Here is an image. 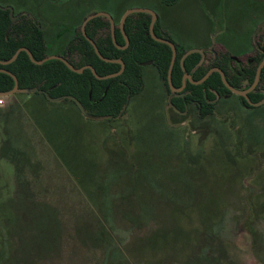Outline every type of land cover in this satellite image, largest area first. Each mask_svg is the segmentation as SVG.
Wrapping results in <instances>:
<instances>
[{"label": "rangeland", "instance_id": "1", "mask_svg": "<svg viewBox=\"0 0 264 264\" xmlns=\"http://www.w3.org/2000/svg\"><path fill=\"white\" fill-rule=\"evenodd\" d=\"M6 3L68 25L65 42L85 10L150 9L185 48L210 40L239 53L264 30L254 41L264 0ZM142 72V90L111 121L38 94L0 97V264H264V105L247 109L231 97L206 119L193 108L190 122H173L157 70ZM5 140L28 157H15L18 175ZM28 159L29 187L20 179ZM253 191L251 233L239 227Z\"/></svg>", "mask_w": 264, "mask_h": 264}, {"label": "trees", "instance_id": "2", "mask_svg": "<svg viewBox=\"0 0 264 264\" xmlns=\"http://www.w3.org/2000/svg\"><path fill=\"white\" fill-rule=\"evenodd\" d=\"M177 1L178 0H161L162 3L167 5L174 4ZM138 14L139 18H134L133 14H131L125 20L124 30L129 39V44L125 49H118L115 46L110 33L105 37L102 34L98 35L99 37L95 35L96 28H103L105 25H108V22L103 21L101 18L97 17L93 19L86 28L87 35L95 41L103 56L108 58H121L123 60L125 68L118 76L100 80L92 74L90 69H85L83 72L77 73L69 69L58 59H50L42 64H35L30 60L25 51H21L13 62L6 65L0 64V67H4L16 75L20 88L38 87L44 90L50 97L73 95L82 103L89 115L94 117H115L121 113L129 99L142 90L143 67L140 65L141 62L147 60L153 61L159 76L164 80L169 91L167 86V72L171 59V48L165 43L154 40L148 33L150 16L145 13ZM10 22L11 18L9 16V11L0 7V60L9 59L19 47H27L36 60H40L49 54L43 32L35 23L30 19L22 17L19 21L13 22L8 29ZM154 31L159 35L156 28H154ZM115 39L116 43L119 45L125 43L118 29L115 31ZM68 50L72 52L76 51L79 54V60L77 62L71 60L67 52L61 54L67 57L68 61L75 67L90 64L99 75L113 73L120 69L119 63L106 62L100 59L93 46L82 34H79L78 38L71 42ZM182 54L183 50H177L176 59L171 72L172 84L175 87L180 86L184 73L180 65V57ZM262 55L263 53H258L255 57L256 64L260 61ZM199 58V53L189 54L183 62L185 71L191 73V70L199 61ZM222 60L223 62H218L217 65L222 68L226 79L233 86L241 87L243 79L246 78L249 82L253 80L255 74L254 66L233 69V67L230 66L227 55H224ZM206 71V67L200 66L193 72L192 76L194 79H199ZM13 85V78L5 72H0V92L10 90ZM258 88L264 89V68L260 75ZM186 89H189L191 92V94L188 93L186 98H192L196 102L201 116H207L212 113L214 104L208 100L214 99L216 93L219 94L220 97L230 93L222 83L219 73L216 71L212 72L201 84L194 85L188 82ZM260 92L261 91L257 89L249 93L250 99L252 101L260 100L263 96ZM37 94L38 93H31V96L33 97ZM235 98L245 106L250 107L242 96H235ZM43 99L46 98L44 97ZM65 101L73 104L79 112L78 107L72 100L65 99ZM172 102L180 108L178 103H182L183 99L173 97ZM6 108L3 109L0 107V116L7 115ZM7 141L8 140L4 141L5 147H8ZM7 151L8 153L5 152L3 156L5 160L9 162L8 168L16 175L20 174V165L15 159L21 157L19 159L26 160L28 157L25 156V153L16 149L14 150L8 147ZM28 163L29 165H24L26 170L24 169L22 171L20 179L26 182L29 187V181L27 182V178L25 177V173L30 170L28 166L31 167L32 164L29 159ZM252 196L253 194L251 193L246 195L247 218L243 225L247 228L248 232L251 233L253 228H249V225L253 223V218L255 216V209L251 201ZM257 199L264 202L263 197H257ZM262 214L264 215L263 212ZM108 235L109 234H107V236ZM113 238L115 237L113 236Z\"/></svg>", "mask_w": 264, "mask_h": 264}, {"label": "flooded vegetation", "instance_id": "3", "mask_svg": "<svg viewBox=\"0 0 264 264\" xmlns=\"http://www.w3.org/2000/svg\"><path fill=\"white\" fill-rule=\"evenodd\" d=\"M179 1V0H178ZM177 1V2H178ZM165 5H167V4H165ZM8 6H11L12 7V15L15 17V20H14V23L15 22H17V21H19L22 17H25V18H27V19H30L33 23H35L39 28H41V31L43 32V36H44V39H45V42H46V45H47V50L49 51V54L48 55H50V54H56V55H61L62 53H68V55L69 54H72V53H74V52H76V51H70V50H68V48L70 47V45H71V42H73V40H75L76 38H78V36H79V34H82L83 36H84V34H83V32H82V23H83V21L85 20V18H87L88 16H90V15H93V14H95V12H87L86 10L85 11H82L81 13H79V17H78V21H76L75 22V25H74V30L75 29H77L78 30V32H77V35L76 34H74L73 32H74V30L71 32V35H72V37H69L68 39H67V41L65 42L64 40H66L65 38H66V35H68L69 33H68V29H66V27L68 26V25H66V26H64L62 23H57V25L56 26H54V25H52L51 24V21L50 20H48L46 17H44V16H42V15H39V14H37L35 11H29V10H27V9H25V8H16V7H14L12 4H10V3H6V4H0V7L2 8V7H8ZM76 6H78V5H76ZM3 9V8H2ZM4 10H8L9 11V8H6V9H4ZM125 11V10H124ZM124 11H122V13L124 12ZM122 13L120 14H118V15H112L111 14V16H112V18H113V20H114V26H115V31H116V29H118L120 32H121V34H122V36H123V33H122V31L120 30V28H119V21H120V17H121V15H122ZM138 13H144V12H138ZM138 13H132L133 14V16H134V18H139V14ZM145 14H148L149 16H150V21H151V15L149 14V13H145ZM131 15V14H130ZM9 16H10V14H9ZM129 16V15H128ZM127 16V17H128ZM101 18L103 21H106V22H108V25H105L103 28H96V36L97 37H99L98 35H101L102 33V31H107L106 32V34H102L104 37L105 36H107V34L108 33H110L111 34V25H110V21H109V19L106 17V16H104V15H100V16H94V17H92V18H90L87 22H86V24H85V28H84V31H85V33H86V35H87V32H86V28H87V26H88V24L93 20V19H95V18ZM11 18V17H10ZM79 21H80V23H79ZM150 21H149V24H150ZM77 23V24H76ZM79 23V24H78ZM125 23V22H124ZM59 24H62L61 26L59 25ZM92 25V24H91ZM262 27H264V19H260V20H258L257 21V23L255 24V28H254V30H253V32H254V41H255V38H256V35H257V33H259L260 32V30L262 29ZM91 28H92V26H91ZM154 28H156V30H157V33L159 34V35H157L156 33H155V31H154V33L157 35V36H159V37H163V38H166V39H169V40H171L175 45H176V49L177 50H183V53L186 51V50H189V49H192V48H197V49H201V50H203V55H201L199 52H193V53H199L200 54V58H199V61L201 60V63H199V61L196 63V65L193 67V69L191 70V73H189V72H187L188 74H190L191 75V79H192V81L191 80H189V79H186V82H185V85H184V87L182 88V89H180V90H175V91H172L171 90V88H170V85H169V83H168V80H167V86H168V88H169V91H168V89H167V87H166V85H165V82H164V80L159 76V73H158V77H159V81H160V83H161V86H162V91H163V93H164V96H165V107H166V109L168 110L167 112L168 113H170L171 114V117L173 118V122H178V121H189L190 122V120H189V113L192 111V109L193 108H196V113H197V116L202 120V119H206L207 117H209V116H211V115H213L214 113H215V108H216V105L219 103V102H221V101H223L224 99H227V98H231V97H234L235 98V96H242V95H238V94H235V93H233L232 91H230L226 86V88L230 91V93L229 94H225L224 96H222V97H220V95L219 94H217L216 93V96H215V98L214 99H211V100H208L209 102H212L213 104H214V107H213V111H212V113L211 114H209V115H207V116H201V114H200V112H199V109H198V106H197V104H196V102L192 99V98H186V96L188 95V93H190L191 94V92H190V90L188 89H186V86H187V83L189 82V83H191V84H194V85H198V84H201V83H194L193 81H197V80H200L204 75H205V73L209 70V69H211V68H214V67H219L221 70H222V68L219 66V65H217V63L218 62H223V56L224 55H227L228 56V59H229V63H230V66L231 67H233V69H237V68H244V67H249V66H254V69H255V74H256V70H257V67H258V65H259V63L261 62V60H262V58H263V56H264V30L262 31V35L260 36V40H259V42H254V43H252V41L250 42V44H249V47H248V49L246 50V49H243L242 50V48L240 49L241 51L239 52V53H233L232 51H230V47L229 46H227V45H225L224 43H222V42H220V41H217V42H211L210 40L208 41V42H206V43H203L202 45H200V46H198V47H187V48H185V47H182L181 45H179V44H177L176 42H174L171 38H170V36H169V32H168V30L166 29V28H164V30H160V25H159V20H158V18H157V15H156V20H155V23H154V26H153V30H154ZM51 30V32H49ZM92 30V29H91ZM123 30H124V25H123ZM158 30H160V31H162V34H160L159 33V31ZM252 32V33H253ZM51 33V35H50V37H48V35ZM124 33L126 34V32H125V30H124ZM148 33H149V25H148ZM46 34H47V37H46ZM127 35V34H126ZM88 36V35H87ZM85 37V36H84ZM128 37V36H127ZM91 38V37H90ZM123 38H124V36H123ZM111 39H112V37H111ZM240 40V39H239ZM113 41V40H112ZM90 43V42H89ZM91 44V43H90ZM117 44V43H116ZM116 44H115V46H116ZM119 45V44H118ZM125 45V43L123 44V45H120V46H124ZM128 46V45H127ZM126 46V47H127ZM117 47V46H116ZM125 47V48H126ZM215 47H220V48H222L223 50L221 51V53H219V52H217L216 51V49H215ZM118 48V47H117ZM125 48H118V49H125ZM77 53V52H76ZM258 53H263V55H262V58L260 59V61L256 64L255 63V57L258 55ZM252 54V55H251ZM183 55V54H182ZM181 55V56H182ZM47 56V55H46ZM61 56H63V55H61ZM64 57V56H63ZM187 57V56H186ZM244 57V59L245 60H243L242 61V58ZM66 59H67V57H65ZM181 58V57H180ZM68 60V59H67ZM147 61H150V63H145V64H140L142 67H144V66H147V65H153L154 66V64H153V61L152 60H147ZM147 61H144V62H147ZM142 63V62H141ZM84 65H86V64H84ZM84 65H82V66H84ZM200 66H202V67H206L207 68V71L204 73V75L202 76V77H200L199 79H194L193 78V76H192V74H193V72L198 68V67H200ZM81 67V66H80ZM155 67V66H154ZM0 68H4V67H0ZM79 68V67H78ZM264 68V65H263V67H262V69ZM6 69V68H5ZM85 69H88V68H85ZM84 69V70H85ZM155 69H156V67H155ZM262 69H261V72H262ZM83 70V71H84ZM143 70V69H142ZM157 70V69H156ZM183 70V69H182ZM82 71V72H83ZM223 71V70H222ZM1 72V71H0ZM157 72H158V70H157ZM213 72H215V71H213ZM216 72H218V71H216ZM224 72V71H223ZM261 72H260V75H261ZM212 73V72H211ZM210 73V74H211ZM219 73V72H218ZM184 74V73H183ZM225 74V73H224ZM255 74H254V78H255ZM143 75V74H142ZM219 75H220V73H219ZM182 77H183V75H182ZM208 78V77H207ZM206 78V79H207ZM220 78H221V76H220ZM225 78H226V76H225ZM254 78H253V80H254ZM205 79V80H206ZM204 80V81H205ZM227 80V79H226ZM253 80L251 81V82H249V80L246 78V79H243V81H242V85H241V87H235V86H233L232 84H230L229 82H228V80H227V82L230 84V85H232L233 87H235V88H237V89H241V90H244V89H247V88H249L250 86H251V84H252V82H253ZM259 80H260V76H259ZM259 80H258V82H257V84H256V86L252 89V90H250L247 94H248V97H249V93H251V92H254V91H256L257 89H259V91H261L260 93H262L263 94V96H262V98L264 97V93L262 92V91H264V89H260V88H258L259 87ZM172 81V80H171ZM203 81V82H204ZM221 81H222V79H221ZM202 82V83H203ZM222 83H223V81H222ZM224 84V83H223ZM173 85V84H172ZM181 85H182V79H181V84H180V86H178V87H175L174 85V87L175 88H180L181 87ZM225 85V84H224ZM18 87H19V85H18ZM17 93H23V92H15V93H13V94H11V95H8V96H6V97H10V99H11V101H12V99H13V97L14 96H16V94ZM34 93H38V95L39 96H42V98L43 97H45L46 99H47V94H46V92L44 91V90H42V89H40V88H38V90H36ZM29 96L31 95V93H27ZM173 97H178V98H182L183 99V102L181 103V102H179L178 104H179V106H180V108L177 106V105H175L173 102H172V99H173ZM245 100H246V98L244 97V96H242ZM261 98V99H262ZM236 99V98H235ZM249 99H250V97H249ZM260 99V100H261ZM48 100V99H47ZM65 100V99H64ZM71 100V99H70ZM130 100V99H129ZM251 100V99H250ZM260 100H258V101H260ZM238 101V100H237ZM252 101V100H251ZM258 101H252V102H258ZM74 102V101H73ZM129 102V101H128ZM128 102H127V104H128ZM246 102L248 103V105L250 106V107H248V106H245L242 102H240V101H238V103L242 106V107H244V108H247V109H250V108H253V107H259V106H261V105H264V103L263 104H261V105H258V106H252L251 104H249V102L246 100ZM126 104V105H127ZM75 105H76V103H75ZM77 106V105H76ZM181 106H182V108H181ZM126 107V106H125ZM79 109V108H78ZM124 110H125V108L124 109H122V111H121V113H119L117 116H115V117H107V116H104V117H102L103 119H107L108 121H111V120H114V119H116V118H119V117H121L122 116V114H123V112H124ZM79 113L81 114V112H80V110H79ZM82 115V114H81ZM89 119H92V118H89ZM191 124V123H190ZM255 193V191H253V192H251V194H254ZM254 209H255V207H254ZM263 212V211H262ZM247 218V217H246ZM254 220H255V216H254V218H253V223H251V226H255L256 224H255V222H254ZM244 225V222L243 223H240V229L242 228H245V229H247L246 227H244L243 226ZM254 228V227H253Z\"/></svg>", "mask_w": 264, "mask_h": 264}, {"label": "water", "instance_id": "4", "mask_svg": "<svg viewBox=\"0 0 264 264\" xmlns=\"http://www.w3.org/2000/svg\"><path fill=\"white\" fill-rule=\"evenodd\" d=\"M2 8L3 9L9 8V14H10V17H11V22H10V24L8 26V29H9L11 27V25L13 24L14 20H15V17L12 15V11L13 10H12V7L11 6L2 7ZM138 12L149 13L151 15V21H150V24H149V34L151 35V37L154 40H156L158 42H161V43H165V44H167L171 48V59H170V63H169V67H168V72H167V80H168V83H169L170 88H171L172 91L182 89L184 87V85H185L186 79H189V80L192 81L191 75L188 74L185 71V68L183 66L184 59L186 58V56H188L189 54H191L193 52H199L201 55H203V50L197 49V48H192V49L186 50L183 53V55L180 58V65H181V67H182V69L184 71V74H183V77H182V85L178 89L175 88L172 85L171 72H172V68H173V65H174V62H175V59H176V54H177L176 45L171 40L166 39V38H163V37H159V36H157L154 33L153 26H154V23H155V20H156V13H154V11H152L150 9H147V8H130V9L125 10L122 13V15L120 17V21H119V28L122 31L123 36H124V40H125V45L124 46H120V45L116 44L115 30H114L115 29V26H114V20H113L111 14L106 13V12H97V13H95L93 15H90L87 18H85V20L82 23V32H83L85 38L93 46V48H94L96 54L98 55V57L100 59L106 61V62H113V63H119L120 64V69L118 71H116V72L108 73V74H104V75H99V74H97V72L94 69V67L92 65H90V64H86V65L81 66V67L78 68V67L73 66L72 63H70L65 57H63L61 55H56V54H50V55H47V56L43 57L40 60H36V59H34V57L32 56L31 51L27 47H19L13 53V55L9 59H7V60H0V64L6 65V64H9V63L13 62L21 51H25L28 54L30 60L33 63H35V64H42L43 62H45L47 60H50V59H58V60H61L69 69H71L72 71L77 72V73H81L85 68H88V69L91 70L92 74L97 79H100V80L108 79V78H111V77L118 76V75H120L123 72V70L125 68V63L123 62V60L121 58H108V57L103 56L100 53V51H99V49H98L95 41L92 38H90L89 36L86 35V33L84 31L85 24H86V22L90 18H92L94 16H100V15L106 16L109 19V21H110V25H111V37H112L113 42L116 44V46L118 48H125L129 44V39H128L127 35L124 33V30H123L124 22H125V20H126V18H127L128 15H130L132 13H138ZM201 60L199 61V63H201ZM145 63H150V61L142 62L140 64L143 65ZM263 65H264V56H263L261 62L259 63V65L257 67L256 74H255V78H254L251 86L249 88H247V89H244V90L237 89V88L233 87L232 85H230L227 82L226 78H225L224 72L219 67H214V68L209 69L200 80L193 81V82L194 83H202L210 75L211 72L218 71L220 73V76H221V79H222L223 83L225 84V86L230 91H232L235 94L244 96L246 98V100L249 102V104H251L252 106H258V105H261V104L264 103V97L260 101H258V102H252L249 99L247 93L256 86V84H257V82L259 80L260 72H261V69H262ZM0 71L9 74L13 78V80H14L13 87L10 90H8V91L0 92V97H6V96L11 95V94H13L15 92L34 93L36 90H38V87H33V88H20V87H18V79H17L16 75H14L11 71H9V70H7L5 68H0ZM262 92L264 93V91H262ZM47 99L50 100V101H53V102H59V101H62L64 99H71L72 101H74V103H76V105L79 108L81 114L85 118H93V119L102 118V117H94V116L89 115L87 113V111L85 110V108L83 107L82 103L76 97H74L73 95L58 96V97H50V96H47ZM124 108H125V106L123 107V109Z\"/></svg>", "mask_w": 264, "mask_h": 264}, {"label": "built area", "instance_id": "5", "mask_svg": "<svg viewBox=\"0 0 264 264\" xmlns=\"http://www.w3.org/2000/svg\"><path fill=\"white\" fill-rule=\"evenodd\" d=\"M1 102H2V100L0 99V105H1Z\"/></svg>", "mask_w": 264, "mask_h": 264}, {"label": "crops", "instance_id": "6", "mask_svg": "<svg viewBox=\"0 0 264 264\" xmlns=\"http://www.w3.org/2000/svg\"><path fill=\"white\" fill-rule=\"evenodd\" d=\"M122 12H120V14H121Z\"/></svg>", "mask_w": 264, "mask_h": 264}]
</instances>
